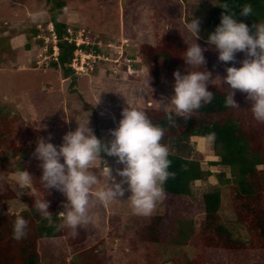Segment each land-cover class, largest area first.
Returning <instances> with one entry per match:
<instances>
[{
  "label": "rangeland",
  "instance_id": "1",
  "mask_svg": "<svg viewBox=\"0 0 264 264\" xmlns=\"http://www.w3.org/2000/svg\"><path fill=\"white\" fill-rule=\"evenodd\" d=\"M53 1L0 0V163H5V175L9 180L19 167L41 170L39 161L32 155L39 137L48 138L51 134V142L59 144L64 132L88 118L95 134L107 140L108 129L116 126L122 107L163 108V99L172 92L173 77L165 74L162 82L154 85L142 48L146 44L160 45L164 38L172 46L189 45L192 38L185 28V19L191 15L199 17L201 22L200 39L196 42L205 49L203 67L211 73V82L206 84H220L215 76L222 77L226 65L233 63L219 61L216 51L205 41L211 31L206 26L208 12L217 0H63L57 19L74 32L84 27L86 39L102 44L104 51H99L100 56L108 57L106 62L97 60L89 75H77V81H74L72 74L66 75L61 65L45 64L48 58L43 60L42 44L38 37H33V29L43 35L44 24L55 9ZM14 41L18 44L13 45ZM235 56V66H239L243 53L237 52ZM113 58H116L115 62L111 60ZM113 65V70H109ZM187 70L203 69L202 66L195 69L189 66ZM236 91L245 103H250L245 93ZM98 92H101V102L93 105ZM189 145H192V153L187 157L198 159L202 168L212 172L205 180L193 181L192 192L199 194L218 189L220 221L229 229L232 239L248 244L249 232L233 210L229 184H216L218 171H224L226 177H230V172L227 167L209 163L219 159L214 154L212 142L198 147L191 137ZM16 146L20 147L18 151L13 150ZM170 151L172 149L168 148ZM101 157L113 169L121 166L115 163L114 157L104 153ZM103 164V160H98L91 165L98 180L90 188L89 220L81 225L86 229L84 240L69 244L63 236L37 238L35 250L39 264H93L95 260L98 264H176L177 260L183 263L191 258L195 247L190 244L180 249L141 239L151 216L163 212V195L147 215L137 213L131 207L126 198L127 191L106 202L96 198L95 192L105 185ZM31 190L32 185L25 190L16 189V193L19 191L22 195ZM63 202H59L61 211L57 222L67 226L63 221ZM32 208L18 196L9 199L5 205L0 203V217L20 211L31 212ZM215 254L222 264H243L246 261L223 250H215ZM174 255V259L167 258ZM260 256L264 258V250Z\"/></svg>",
  "mask_w": 264,
  "mask_h": 264
},
{
  "label": "trees",
  "instance_id": "2",
  "mask_svg": "<svg viewBox=\"0 0 264 264\" xmlns=\"http://www.w3.org/2000/svg\"><path fill=\"white\" fill-rule=\"evenodd\" d=\"M53 3L55 9L49 20L59 39L57 60L51 61L50 65H61L64 73L69 75L70 69L66 64L72 57L75 45L62 38L66 23L57 19L64 1L54 0ZM245 4H250L252 8L247 17L239 15ZM223 8L236 13V19L244 20L250 26V31L253 30L254 23H264V0H217L208 12L206 26L209 29L212 30L219 22ZM36 30H32L34 34L37 33ZM38 42L42 44L43 39H38ZM184 49L183 46H172L167 38L160 45L143 46L150 81L154 85L161 83L165 74L172 75L174 69L181 72L186 70L182 59ZM95 50L104 51L102 46H95ZM50 51L51 46L48 48V52ZM206 87L213 93L212 101L202 103L198 109L186 114V117L174 116L172 122L161 107L140 108L154 124L164 129L161 142L172 149L167 157L171 175L162 185L163 212L151 216L145 226L146 233L141 235V239L171 248L183 249L186 244L195 247L191 258L183 263L176 259V264H222L215 250L241 256L246 259L243 264H264V258L260 256L264 250V121L253 118L250 103H245L238 91L233 90L237 106H228L225 104V97L230 89L226 84L211 83L206 84ZM209 132L215 133L212 145L214 154L219 157L209 163L227 167L230 172V177H226L224 171H218L215 174L216 184H229L233 210L249 232L248 244L232 239L229 229L220 221L218 189L205 190L199 194L192 192L193 181L205 180L212 172L202 168L198 159L187 157L192 153L189 142L191 137L203 136ZM19 149L18 146L13 148L14 151ZM258 165L261 167L258 168ZM5 166L4 162L0 163V203L3 205L9 199L17 197L13 181L5 175ZM28 171L32 175V190L19 197L34 209L31 212L17 213L27 221L25 235L20 239L14 238L12 231L17 214L0 217V264H39L35 250L37 238L63 236L69 244H74L81 243L85 237L86 229L81 225L72 229L57 222V215L61 211L58 208L59 202L65 200L63 194L57 193L55 189H44L39 178L41 170L35 168ZM44 194V198L49 201L48 211L52 213L51 223L35 208V201ZM71 229L74 231L70 232ZM174 257L176 256L167 258ZM93 264L98 262L95 260Z\"/></svg>",
  "mask_w": 264,
  "mask_h": 264
},
{
  "label": "clouds",
  "instance_id": "3",
  "mask_svg": "<svg viewBox=\"0 0 264 264\" xmlns=\"http://www.w3.org/2000/svg\"><path fill=\"white\" fill-rule=\"evenodd\" d=\"M223 9L219 22L207 33L205 41L216 51L219 61L233 63L226 65L225 74L222 77L219 75L215 77L218 78V83L223 82L230 89L225 97L226 105L237 106L233 98V90H239L245 93L246 99L250 101L253 118L264 121V23H255L252 26L253 30L250 31L248 25L236 19V13ZM251 12V5L245 4L240 9L239 15L247 17ZM200 23V18L192 15L185 19V28L191 34L192 42L183 50L182 59L187 68L192 66L195 69L196 66H202L203 70H187V68L183 72L179 69L173 70L172 92L162 101L163 109L170 122L173 121L174 116L186 117V114L198 109L202 103L207 104L212 101L213 93L206 87V82H211L209 81L211 73L203 67L205 49L196 42L200 39ZM67 28L71 29L66 25L62 36L66 41ZM80 29L86 32L84 27L75 32L71 29L72 35L77 36V31ZM51 32L56 35L52 21L48 20L41 32L48 40L45 41L42 34L38 37L43 39L41 55L43 60L48 58L46 65L57 60L58 55L59 38L56 35L54 42ZM37 34L39 32L33 37ZM89 41L83 46L87 49L92 47L94 53L100 54L96 52L95 46L101 47L102 44L97 45L95 40ZM69 43H74V40ZM54 44L57 47L56 58L51 57ZM49 46H51L50 52H48ZM237 52L243 53V57L238 62L239 66H235ZM69 69V74L71 73L73 77L89 75L88 73L92 72L74 74L70 67ZM100 93H96L93 105L101 102ZM50 135L48 134V138H37L32 155L39 161L41 169L39 178L44 189H55L63 194L65 198L62 203L63 221L68 227L75 229L89 220L90 188L98 180L96 172L92 171L93 167H91L94 161H104L105 185L95 192L99 201L117 199L127 191L126 198L131 207L137 213L147 215L153 209L156 200L162 196V185L171 175L168 171L170 164L167 158L168 148L161 142L164 129L154 124L144 110L127 105L122 107L116 126L108 129L107 140L95 134L89 126L88 118L84 123H76L74 129L64 132L59 144L52 143ZM214 139V132L193 137L198 147L210 144ZM101 153L114 157L115 163L121 166L113 169L101 157ZM11 175L13 189L25 190L31 185L32 175L27 169L19 167ZM45 194L35 201V208L51 223L52 213L48 211L49 201L44 198ZM19 195L20 192L17 191V197ZM26 227V219L17 214L12 226L14 238L23 237Z\"/></svg>",
  "mask_w": 264,
  "mask_h": 264
},
{
  "label": "built area",
  "instance_id": "4",
  "mask_svg": "<svg viewBox=\"0 0 264 264\" xmlns=\"http://www.w3.org/2000/svg\"><path fill=\"white\" fill-rule=\"evenodd\" d=\"M67 32L68 35L65 37V39H67V41H73L75 43V49L73 51V55L70 59V61L68 62V66L72 69L74 74H81V73H87L89 71H93L95 68L96 63L98 62L97 60L102 59V61H106L108 60V57H101L100 54L98 53H94V49L92 47H88V49L86 47H84L83 45H87L90 41L87 38V36H85L84 34V29H80L77 31V36H73V32L71 31L70 28H67ZM37 37L40 36V34L36 35ZM51 36L53 41H56V35L51 32ZM42 37L44 38V40H47V37L44 35H42ZM46 49V47L44 48ZM56 53H57V47L54 44L53 45V52L51 53V57L52 58H56ZM118 55V54H117ZM46 58V56H44ZM114 59H111L113 62ZM113 66L109 67V70H113Z\"/></svg>",
  "mask_w": 264,
  "mask_h": 264
},
{
  "label": "crops",
  "instance_id": "5",
  "mask_svg": "<svg viewBox=\"0 0 264 264\" xmlns=\"http://www.w3.org/2000/svg\"><path fill=\"white\" fill-rule=\"evenodd\" d=\"M17 44H18V41H14V42H13V45H17ZM73 78H75V77H73ZM75 80L77 81L76 78L74 79V81H75Z\"/></svg>",
  "mask_w": 264,
  "mask_h": 264
}]
</instances>
